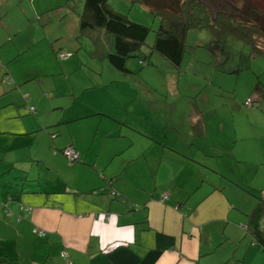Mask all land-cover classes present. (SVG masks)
Segmentation results:
<instances>
[{"label": "crops", "instance_id": "crops-1", "mask_svg": "<svg viewBox=\"0 0 264 264\" xmlns=\"http://www.w3.org/2000/svg\"><path fill=\"white\" fill-rule=\"evenodd\" d=\"M3 44L0 264H264L263 82L141 110L136 79L105 89L136 62L125 73L65 55L39 75ZM20 205L31 211L16 221Z\"/></svg>", "mask_w": 264, "mask_h": 264}, {"label": "rangeland", "instance_id": "rangeland-1", "mask_svg": "<svg viewBox=\"0 0 264 264\" xmlns=\"http://www.w3.org/2000/svg\"><path fill=\"white\" fill-rule=\"evenodd\" d=\"M202 1L208 6L210 14L220 5L229 7L232 14L242 15L240 7H243L245 1L252 0ZM254 1L264 7V0ZM107 3L128 19L149 28L142 51L125 63L127 67L128 62H136V70L131 75L121 73L123 75L119 79L114 78L105 88L109 92L116 90L121 94L123 92L120 90L132 85V82L135 84L136 79L141 87L137 88L140 96L135 99L140 100L135 103V108L164 111L165 108H170L168 105L173 101V93L180 94L174 98V102L182 109L190 108L192 100L199 101L202 95H209L208 103L212 105L213 92H221V96L215 99H228L232 93L242 96L249 94L257 79L264 83L263 56L251 54L242 41L231 36L216 43L205 29L187 32L184 55L179 68L174 69L160 56L148 52L153 31L158 24V17L150 12V7H154L153 3L146 0H107ZM82 4L83 0H0V45L4 43V47L11 46V50L18 52L15 62L22 68H42L35 70L39 75L54 76L56 65L60 62L57 59L61 57L59 53L76 56L78 60L94 59L107 64L105 59L91 54L93 46L90 38L85 32L79 33L77 30V14L80 13ZM261 11L264 14V8ZM261 19L258 20L264 30V17ZM144 54L148 55L144 65H141L138 57ZM144 66L149 69L141 70ZM109 68L114 70L110 66ZM116 74L120 76V73ZM103 75L112 78L111 73ZM122 76L126 78L124 81L121 80ZM141 77L147 79L148 82L145 81L149 84L139 81ZM149 85L158 98H151L144 93V89L150 90ZM242 99L240 102H243Z\"/></svg>", "mask_w": 264, "mask_h": 264}, {"label": "trees", "instance_id": "trees-1", "mask_svg": "<svg viewBox=\"0 0 264 264\" xmlns=\"http://www.w3.org/2000/svg\"><path fill=\"white\" fill-rule=\"evenodd\" d=\"M251 2L245 1L240 7L242 15H235L229 7L220 5L210 14L202 0H157L150 7V12L158 17V24L148 52L160 56L177 70L185 52L187 32L205 29L216 43L231 36L242 41L251 54L264 57V30L258 20L264 17L261 11L264 7L254 0ZM77 30L90 38L92 55L125 73L130 72L125 66L127 59L138 56L149 32L147 26L112 9L107 0H83L77 14ZM147 55L138 60L144 64Z\"/></svg>", "mask_w": 264, "mask_h": 264}, {"label": "built area", "instance_id": "built-area-1", "mask_svg": "<svg viewBox=\"0 0 264 264\" xmlns=\"http://www.w3.org/2000/svg\"><path fill=\"white\" fill-rule=\"evenodd\" d=\"M67 54H63V53H60V56L63 57ZM2 82L4 83H10V78L8 76H4L3 79H2ZM244 104H250V99L249 98H246L244 100ZM29 110H33L32 106H28ZM62 152V155L68 160V161H75L78 159V153L73 149L71 148L70 146H66L64 148H62L61 150ZM1 205H4V204H0ZM4 210L6 212V214H10V211L8 208L5 207L4 205ZM31 211V208L29 206H23V205H20L17 209V213L15 214V220L16 221H19L21 220L22 218H24L29 212ZM33 232L37 233V234H40L41 233V230H36V229H33ZM62 257H65V254L62 253L61 254ZM65 264H70L69 261H66Z\"/></svg>", "mask_w": 264, "mask_h": 264}]
</instances>
